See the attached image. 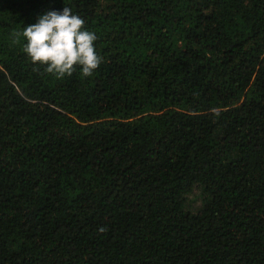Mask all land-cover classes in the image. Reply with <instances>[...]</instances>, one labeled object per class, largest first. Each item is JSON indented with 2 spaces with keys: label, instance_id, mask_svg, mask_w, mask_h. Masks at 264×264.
I'll return each instance as SVG.
<instances>
[{
  "label": "trees",
  "instance_id": "16d2710c",
  "mask_svg": "<svg viewBox=\"0 0 264 264\" xmlns=\"http://www.w3.org/2000/svg\"><path fill=\"white\" fill-rule=\"evenodd\" d=\"M64 7L89 77L14 35ZM0 264H264V0H0Z\"/></svg>",
  "mask_w": 264,
  "mask_h": 264
},
{
  "label": "clouds",
  "instance_id": "9594fccd",
  "mask_svg": "<svg viewBox=\"0 0 264 264\" xmlns=\"http://www.w3.org/2000/svg\"><path fill=\"white\" fill-rule=\"evenodd\" d=\"M84 25V19L64 7L62 11H48L39 16L35 23L14 35L24 37L23 51L31 63L44 66L45 72L57 79L71 76L77 66L84 77H89L101 64L102 57L94 45L97 36L84 30Z\"/></svg>",
  "mask_w": 264,
  "mask_h": 264
}]
</instances>
